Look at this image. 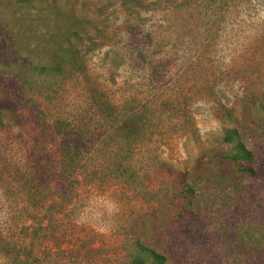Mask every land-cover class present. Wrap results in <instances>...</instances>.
Returning <instances> with one entry per match:
<instances>
[{"label":"rangeland","instance_id":"1","mask_svg":"<svg viewBox=\"0 0 264 264\" xmlns=\"http://www.w3.org/2000/svg\"><path fill=\"white\" fill-rule=\"evenodd\" d=\"M16 2L0 0L7 57L14 16L25 20ZM47 2L83 18L88 36L60 81L23 88L0 74L4 115L16 116L0 130V264H126L136 239L171 264H264V0ZM132 114L144 130L125 183L109 165L124 147L117 116ZM57 124L84 142L85 174L68 193L51 173ZM231 127L253 177L228 158ZM186 183L189 207L177 194Z\"/></svg>","mask_w":264,"mask_h":264},{"label":"trees","instance_id":"2","mask_svg":"<svg viewBox=\"0 0 264 264\" xmlns=\"http://www.w3.org/2000/svg\"><path fill=\"white\" fill-rule=\"evenodd\" d=\"M16 5L19 10L24 9L25 12H21L20 16L24 15L25 20L20 22L17 16H14L18 24L16 32L20 33V40L6 45V49H11L13 46L15 50L10 57L3 55L0 48V74L8 75L14 81H20L23 88L24 86L31 88L38 81L55 83L70 75V71L78 68L80 63L75 44H82L83 38L88 36L87 25L82 20L83 18L68 14L56 4L48 3L47 0H17ZM14 33V31H9L11 35ZM2 98L0 93V102H5L4 98L1 100ZM28 109L34 110L32 107ZM33 113L37 121L41 122V128L51 129L45 125L42 112ZM112 114L114 113L110 112V116ZM14 115L12 113L10 116H5L0 104V130L7 125L5 119H16ZM225 116L232 118L231 111H226ZM117 117L122 120L121 130L117 137L121 138L120 143L123 142L124 147L119 148L115 159L109 165L112 177L110 179L128 183L134 176L130 171L132 146L139 134L143 132L144 126L138 123L139 119L133 114L129 118ZM53 128L60 139L57 147L59 160L56 159V165L54 164L51 173L54 179H60L66 183V192H72L79 176L85 174L83 167L79 166L85 150L82 135L79 131H74L64 125L58 126L57 124ZM222 143L227 146L228 158L237 173L246 177L256 175L253 168V152L245 144L238 128L225 129L222 134ZM34 186L35 194L38 195V186ZM177 194L184 197V204L187 207L191 206L193 190L188 183ZM171 202L169 205H172ZM130 247L132 248L130 258L126 264H171L165 254L148 246L142 240L136 239L130 243Z\"/></svg>","mask_w":264,"mask_h":264}]
</instances>
